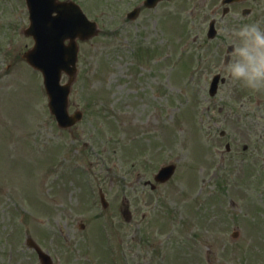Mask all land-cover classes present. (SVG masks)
<instances>
[{"label": "rangeland", "instance_id": "374dc122", "mask_svg": "<svg viewBox=\"0 0 264 264\" xmlns=\"http://www.w3.org/2000/svg\"><path fill=\"white\" fill-rule=\"evenodd\" d=\"M74 1L100 33L79 43L70 112L84 118L63 130L22 59L34 45L26 1L0 0V264H40L31 240L57 264H264V91L227 71L216 99L204 89L227 55L202 61L212 0L134 20L142 0Z\"/></svg>", "mask_w": 264, "mask_h": 264}, {"label": "water", "instance_id": "95a60500", "mask_svg": "<svg viewBox=\"0 0 264 264\" xmlns=\"http://www.w3.org/2000/svg\"><path fill=\"white\" fill-rule=\"evenodd\" d=\"M159 0H148L146 5L154 7ZM31 13V25L26 34L33 36L36 44L25 54L27 61L40 69L50 97V108L62 128H70L82 119V113L70 115L69 95L75 81L78 62V39L86 41L96 36L98 27L90 22L82 9L73 2L57 0H27ZM57 13L55 16H53ZM138 13L134 14L136 16ZM69 40V44L66 41ZM70 76L68 85L60 84L62 73ZM175 172V166L161 170L157 181L166 182ZM130 220L128 211L124 212ZM39 253L42 264H52L50 258L30 241Z\"/></svg>", "mask_w": 264, "mask_h": 264}, {"label": "flooded vegetation", "instance_id": "af4514ba", "mask_svg": "<svg viewBox=\"0 0 264 264\" xmlns=\"http://www.w3.org/2000/svg\"><path fill=\"white\" fill-rule=\"evenodd\" d=\"M225 1L212 0L213 5L209 8H204L202 14L203 22L201 24L202 40L200 48L203 53L202 61L206 60L207 52L211 49H213L214 54L227 53L219 61H212V66H215L216 69L214 74L221 75L220 80L226 78V63L229 62V59H234L232 56L233 45L228 36H226L225 29H239L243 25L254 23H259L261 29H264V0H235L230 4H226ZM258 7H262V10L260 11ZM257 12L260 13V17H257ZM211 23L214 24V31L209 30ZM211 73H209L210 76ZM206 79L210 80V77Z\"/></svg>", "mask_w": 264, "mask_h": 264}, {"label": "clouds", "instance_id": "9594fccd", "mask_svg": "<svg viewBox=\"0 0 264 264\" xmlns=\"http://www.w3.org/2000/svg\"><path fill=\"white\" fill-rule=\"evenodd\" d=\"M233 45L232 56L225 68L230 78L253 92L264 91V29L259 23L239 29H225Z\"/></svg>", "mask_w": 264, "mask_h": 264}]
</instances>
